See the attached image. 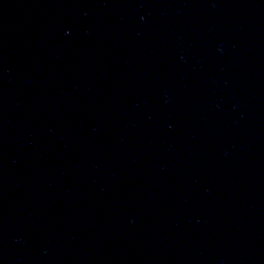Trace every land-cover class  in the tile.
I'll list each match as a JSON object with an SVG mask.
<instances>
[{"label":"water","instance_id":"95a60500","mask_svg":"<svg viewBox=\"0 0 264 264\" xmlns=\"http://www.w3.org/2000/svg\"><path fill=\"white\" fill-rule=\"evenodd\" d=\"M0 264H264V0H0Z\"/></svg>","mask_w":264,"mask_h":264}]
</instances>
